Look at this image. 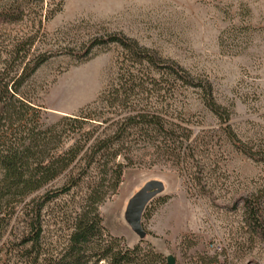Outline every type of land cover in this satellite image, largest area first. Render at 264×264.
Returning <instances> with one entry per match:
<instances>
[{
	"label": "rangeland",
	"instance_id": "1",
	"mask_svg": "<svg viewBox=\"0 0 264 264\" xmlns=\"http://www.w3.org/2000/svg\"><path fill=\"white\" fill-rule=\"evenodd\" d=\"M39 1L28 0L15 22L2 16L0 1V55L18 38L36 35L32 58L47 53L49 59L26 91L43 106L44 123L63 126L65 116L118 83V45L83 56L88 39L106 34L134 40L193 83L210 85L215 103L230 112L223 123L188 84L178 82L170 94L153 82L130 83L136 103L150 101L138 110L158 111L177 125L174 140L185 143L154 135L126 144L115 159L125 164L122 181L99 207L109 233L128 246H151L166 261L172 255L175 264H264V0H43L42 10ZM105 98L90 110L115 117ZM153 179L165 188L146 206L140 239L124 212ZM55 208L48 209L51 232Z\"/></svg>",
	"mask_w": 264,
	"mask_h": 264
},
{
	"label": "trees",
	"instance_id": "2",
	"mask_svg": "<svg viewBox=\"0 0 264 264\" xmlns=\"http://www.w3.org/2000/svg\"><path fill=\"white\" fill-rule=\"evenodd\" d=\"M0 1L2 16L9 22L22 18L29 3ZM39 24L41 28L42 19ZM35 42L36 35L20 37L0 55V264H167L151 246H128L122 237L111 235L99 212L106 194L115 193L122 181L125 164L115 159L129 147L130 140L155 135L166 144L179 141L178 137L174 140L175 123L158 111L138 110L150 101L144 102L146 106L136 103L132 98L137 86L130 83L153 82L158 90L170 94L178 82L191 85L223 123L229 121L228 108L215 103L210 85L188 80L182 69L157 52L125 36L106 34L88 39L83 56L96 47L118 45L123 53L118 83L76 114L65 116L63 126L46 124L43 106L26 91L36 71L49 59L47 53L32 58ZM104 97L108 98L104 106L113 109L115 117L90 110L102 105ZM169 107L161 110L168 112ZM104 124L107 126L99 131ZM62 198L74 202L59 205ZM51 207H56L57 216L52 232ZM252 219L262 227L257 214Z\"/></svg>",
	"mask_w": 264,
	"mask_h": 264
},
{
	"label": "water",
	"instance_id": "3",
	"mask_svg": "<svg viewBox=\"0 0 264 264\" xmlns=\"http://www.w3.org/2000/svg\"><path fill=\"white\" fill-rule=\"evenodd\" d=\"M164 183L160 180L153 179L146 182L128 201L124 219L135 234L140 239L145 238L146 231L142 225V218L146 206L158 194L164 191ZM175 258L172 255L167 257V264H175Z\"/></svg>",
	"mask_w": 264,
	"mask_h": 264
}]
</instances>
